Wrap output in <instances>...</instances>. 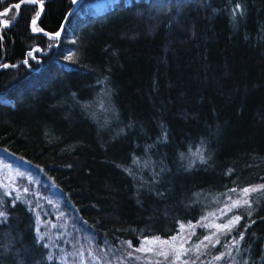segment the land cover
Returning a JSON list of instances; mask_svg holds the SVG:
<instances>
[{"label": "trees", "instance_id": "trees-1", "mask_svg": "<svg viewBox=\"0 0 264 264\" xmlns=\"http://www.w3.org/2000/svg\"><path fill=\"white\" fill-rule=\"evenodd\" d=\"M20 1L0 159L40 179L0 200V264H264V0H80L58 41ZM36 2L56 34L72 0ZM181 225L186 261L138 250Z\"/></svg>", "mask_w": 264, "mask_h": 264}, {"label": "rangeland", "instance_id": "rangeland-1", "mask_svg": "<svg viewBox=\"0 0 264 264\" xmlns=\"http://www.w3.org/2000/svg\"><path fill=\"white\" fill-rule=\"evenodd\" d=\"M80 0H77L76 3L79 4ZM33 4V3H26ZM34 5V4H33ZM42 7V6H41ZM2 17V16H1ZM0 23L8 24L2 19H0ZM6 159H0V200L5 199L11 192L17 193V187L21 181H29L34 185L38 183V175H34L35 169L31 168L26 162L19 160L14 156H10L9 154H5ZM19 188V187H18ZM11 191V192H10ZM194 233V227L187 226L185 229L180 230L179 235L175 236L177 239L173 241V239L165 240L169 243L164 244L160 243L159 240H144L141 243L140 249L143 248L142 251H154L158 250L160 253L164 252L166 255H162V257L171 256L172 262L174 263H182L187 260L188 252L186 245L189 242V237ZM152 242V243H147ZM57 247V246H55ZM158 247V248H157ZM154 248V249H153ZM59 256H61V249L55 251ZM179 255V258H177ZM64 257V256H62Z\"/></svg>", "mask_w": 264, "mask_h": 264}, {"label": "snow or ice", "instance_id": "snow-or-ice-1", "mask_svg": "<svg viewBox=\"0 0 264 264\" xmlns=\"http://www.w3.org/2000/svg\"><path fill=\"white\" fill-rule=\"evenodd\" d=\"M77 2V0H72V3L75 4ZM21 3H36V0H21ZM16 9H20L21 5L20 4H16L14 6ZM37 18L39 17L40 13H37ZM33 23V31H39L38 28L35 27V24H36V19H33L32 21ZM56 37H59L60 36V33L57 32L55 34ZM52 37H50L51 39ZM29 56H32V53L29 52L28 54ZM25 63H27V61H25ZM4 67H7V65H4ZM261 188H264V185H261L260 186ZM258 189L257 188H245L243 189V194L245 196L248 195L249 192H254V191H257ZM233 191H235V189H233ZM248 200L247 199H244V200H238V201H233L232 205L230 206V208L228 210H231L232 207H237L241 204H248ZM0 216H3V213L0 212ZM240 219L239 216L235 217L233 220L229 221L228 224L226 225H215V227L217 228L218 231H223L224 229H230L233 225H235L236 222H238ZM205 227H212L213 225H204ZM189 227H192L191 225ZM184 226L181 225V229L183 230ZM213 235H215V233H213ZM158 239V238H157ZM173 241H175L177 238L176 237H173L172 238ZM205 240H208V241H211L212 240V237L211 236H206L205 237ZM218 242V241H217ZM147 243H152V242H147ZM160 243H164V244H167L169 243L168 241H161ZM203 245V242H201V245H197V248H200L201 246ZM131 246V245H130ZM138 250H144L143 248L141 249H138ZM161 255H166V253L164 252H161L160 253ZM177 258H179V255H177ZM221 257H215V259L219 260Z\"/></svg>", "mask_w": 264, "mask_h": 264}, {"label": "water", "instance_id": "water-1", "mask_svg": "<svg viewBox=\"0 0 264 264\" xmlns=\"http://www.w3.org/2000/svg\"><path fill=\"white\" fill-rule=\"evenodd\" d=\"M17 4L23 5V4H26V3H21V1H20V2L17 3ZM33 4L37 6V8L39 9V13H40L39 17L36 18V23H37V22L39 21V19L41 18L42 14H43V9H42L40 3L36 2V3H33ZM77 5H78V3H75V4L72 3V7H71V9L69 10L68 14L66 15V17H65L64 21L62 22V24H61V26H60V29H59V31H58V32L60 33V35H61V33H62V31H63V29H64V27H65V25H66V23H67V21H68V19L70 18V16L73 14V12L75 11V9L77 8ZM8 10H9V9H7L6 12L0 13V17L6 15V14L8 13ZM3 25H4V24H3ZM35 25H36V24H35ZM31 31H32L33 33H39V34H41V35H45V36H48V37H52V39L55 40V41H58L59 38H60V36H59V37H56L55 34H53V35H49L48 33L43 32V31H40V32L33 31V23H32V22H31Z\"/></svg>", "mask_w": 264, "mask_h": 264}, {"label": "bare ground", "instance_id": "bare-ground-1", "mask_svg": "<svg viewBox=\"0 0 264 264\" xmlns=\"http://www.w3.org/2000/svg\"><path fill=\"white\" fill-rule=\"evenodd\" d=\"M40 176H38V178H39ZM40 179V178H39ZM42 183H43V185H45L46 186V183H49L48 182V180H46V178H45V180L44 181H42Z\"/></svg>", "mask_w": 264, "mask_h": 264}]
</instances>
